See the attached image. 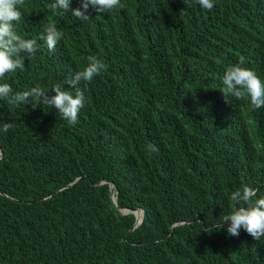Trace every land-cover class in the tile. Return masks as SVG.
I'll use <instances>...</instances> for the list:
<instances>
[{
    "label": "trees",
    "instance_id": "trees-1",
    "mask_svg": "<svg viewBox=\"0 0 264 264\" xmlns=\"http://www.w3.org/2000/svg\"><path fill=\"white\" fill-rule=\"evenodd\" d=\"M54 2L25 0L16 29L39 49L0 83L51 96L89 55L106 70L78 86L74 127L54 107L0 99V264H264V238L212 228L233 191L264 196V107L219 90L241 56L264 81V0H121L89 5L87 21ZM51 21L54 51L41 39Z\"/></svg>",
    "mask_w": 264,
    "mask_h": 264
},
{
    "label": "clouds",
    "instance_id": "clouds-1",
    "mask_svg": "<svg viewBox=\"0 0 264 264\" xmlns=\"http://www.w3.org/2000/svg\"><path fill=\"white\" fill-rule=\"evenodd\" d=\"M197 3L204 9L211 10L214 7V0H197ZM25 0H0V80L7 74L15 73L17 70H25V58L33 59L39 49L35 38H24L18 34L16 24L22 18V8ZM71 0H55L49 7L53 10L71 11V14L79 21L89 20L87 10L89 5L98 12H109L116 8H123L121 0H81V6L71 8ZM63 33L58 30L54 21L44 26V40L49 51H54L58 42L62 39ZM87 64L82 70L76 71L73 76L64 81L57 82L51 88L54 95L49 96L39 86L28 90L13 92L8 83H0V99L7 102L10 108L17 105L31 103L35 108L39 105L54 107L58 115L68 125L75 126L78 123V114L85 104V92L78 86L81 82H91L95 76L106 70L104 62L95 55H89ZM245 58L241 56L239 62L230 65L225 69L222 77L223 87L219 90L227 97L232 96L237 100L248 99L250 106L255 109L264 107V81L250 68L243 67ZM219 62V61H218ZM68 84L75 89V94L65 90L64 85ZM230 102V101H229ZM13 128V124L6 123L2 131L7 132ZM148 151L157 152L159 149L153 145H148ZM257 189L249 185L233 191L229 199L233 203L231 212L222 217L218 226L212 228H225L229 235L239 236L240 229L243 228L256 240L264 238V196L257 197Z\"/></svg>",
    "mask_w": 264,
    "mask_h": 264
},
{
    "label": "water",
    "instance_id": "water-1",
    "mask_svg": "<svg viewBox=\"0 0 264 264\" xmlns=\"http://www.w3.org/2000/svg\"><path fill=\"white\" fill-rule=\"evenodd\" d=\"M2 156V152H0V157ZM111 191H112V198H113V201L116 203V195H115V184L114 183H111ZM121 212L122 213H128V212H135L136 216H137V221H136V226H138L142 221H143V218H144V210L140 209V210H132V209H128V208H123L121 209ZM139 214H142L141 217H139Z\"/></svg>",
    "mask_w": 264,
    "mask_h": 264
},
{
    "label": "bare ground",
    "instance_id": "bare-ground-1",
    "mask_svg": "<svg viewBox=\"0 0 264 264\" xmlns=\"http://www.w3.org/2000/svg\"><path fill=\"white\" fill-rule=\"evenodd\" d=\"M142 216V214H139V217H141Z\"/></svg>",
    "mask_w": 264,
    "mask_h": 264
}]
</instances>
